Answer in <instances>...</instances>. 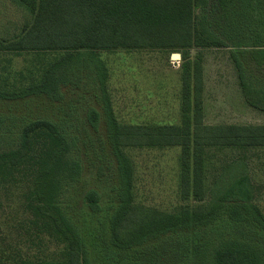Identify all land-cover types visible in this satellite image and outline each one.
I'll list each match as a JSON object with an SVG mask.
<instances>
[{"label":"rangeland","instance_id":"374dc122","mask_svg":"<svg viewBox=\"0 0 264 264\" xmlns=\"http://www.w3.org/2000/svg\"><path fill=\"white\" fill-rule=\"evenodd\" d=\"M32 20L23 5L0 0V42L18 39ZM195 21L202 36L222 45L83 52L79 55L87 67L74 66L62 75L57 97L0 96V152L18 149L25 126L36 120L57 124L70 143L68 157L80 162L82 172L76 179L61 182L56 204L81 234L92 264H117L106 253L118 252L109 249L111 221L126 200L171 214L217 207L216 215L205 224L134 248L138 254L157 248L163 255L146 257L142 264H166L167 258L171 264H215V250L227 242L246 244L264 260V148L206 150L200 193L195 192L191 155L187 197L182 192L187 174L182 147L126 149L132 166L127 185L113 151L111 114L124 125L182 124V76L185 70L193 71L197 62L203 70L206 125H264V73L258 71L252 56L256 41L264 42V0H206L195 10ZM175 54L181 59H174ZM36 63L30 54L1 53L0 87L12 90L14 84L27 85V76L20 75H28ZM92 111L99 114L97 127ZM93 190L100 196L98 212L84 201ZM29 192L27 181L0 187V256L57 262L64 245L37 229L26 202ZM232 209H239L242 219L232 218ZM179 240L189 243L188 258L175 262Z\"/></svg>","mask_w":264,"mask_h":264},{"label":"trees","instance_id":"16d2710c","mask_svg":"<svg viewBox=\"0 0 264 264\" xmlns=\"http://www.w3.org/2000/svg\"><path fill=\"white\" fill-rule=\"evenodd\" d=\"M32 13L33 20L21 36L12 42H0L1 53L30 54L36 65L29 69L27 85L14 89L0 87V96L22 99L47 94L57 97L60 78L74 66L80 70L85 61L79 53L119 49H189L219 47L211 44L196 26L195 10L206 0H15ZM252 53L258 71L264 73V42L256 41ZM187 66L189 64H186ZM183 85V122L175 125H124L110 115L109 132L113 151L125 185L131 178V164L125 150L145 147H176L183 150V197L190 193L189 157L194 158L195 192L200 193L201 168L206 150L211 148H264V125H206L203 121L201 94L203 70H185ZM194 97V100L193 98ZM97 127L99 114L92 111ZM70 143L57 124L36 120L25 126L18 149L0 152V187L23 183L30 185L26 202L35 217V225L64 245L57 262H33L27 259L4 258L0 264H92L81 234L56 204L63 180L78 178L82 172L79 161L71 160ZM189 176V178H188ZM86 205L94 212L100 209L97 191L86 194ZM216 208L203 206L191 211L183 209L171 214L146 208L126 200L111 221V242L106 256L117 264H142L156 259L157 248L138 254L134 248L160 236L180 233L207 223L216 215ZM239 209L230 210L234 219H242ZM264 229V219L261 221ZM175 262L185 261L189 243L179 240ZM164 245L162 247H166ZM162 250V249H160ZM163 251V250H162ZM128 252V254H127ZM133 253V257L129 253ZM215 264H264L263 257L252 247L238 242L219 246L214 254ZM150 264H153L150 262ZM166 264H171L169 258Z\"/></svg>","mask_w":264,"mask_h":264},{"label":"water","instance_id":"95a60500","mask_svg":"<svg viewBox=\"0 0 264 264\" xmlns=\"http://www.w3.org/2000/svg\"><path fill=\"white\" fill-rule=\"evenodd\" d=\"M173 58L174 59H181V55L180 54H175V55H173Z\"/></svg>","mask_w":264,"mask_h":264}]
</instances>
